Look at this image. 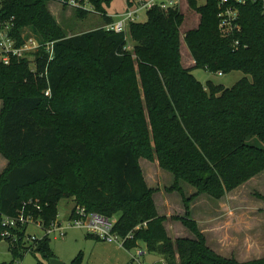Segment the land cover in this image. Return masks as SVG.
Segmentation results:
<instances>
[{
  "label": "trees",
  "instance_id": "16d2710c",
  "mask_svg": "<svg viewBox=\"0 0 264 264\" xmlns=\"http://www.w3.org/2000/svg\"><path fill=\"white\" fill-rule=\"evenodd\" d=\"M59 1L79 19L99 14L102 26L68 37L50 0H3L0 10L1 19H13L17 36L29 31L44 43L55 41L53 60L42 51L36 69L28 59L0 61V153L8 160L0 175V241L14 256L1 264H19L27 251L55 257L45 230L57 221L63 198L75 202L69 218L76 206L110 219L119 214L112 231L125 238L124 247L142 241L162 257L159 264H264V257L238 262L216 253L187 203L177 219L196 238L172 239L140 164L147 158L171 172L169 189L184 200L181 181L197 189L193 196L220 199L264 172V0L237 5L241 30L229 36L219 28L217 0H188L201 16L184 36L192 68L181 63L178 5L153 7L145 21L129 24L131 53L127 31L106 28L116 20L107 11L113 0H81L77 7ZM136 2L128 0V7ZM194 68L245 76L231 87L204 85ZM20 216L40 222L43 237L32 240L19 220L4 224Z\"/></svg>",
  "mask_w": 264,
  "mask_h": 264
},
{
  "label": "rangeland",
  "instance_id": "374dc122",
  "mask_svg": "<svg viewBox=\"0 0 264 264\" xmlns=\"http://www.w3.org/2000/svg\"><path fill=\"white\" fill-rule=\"evenodd\" d=\"M199 4H205L206 0H198ZM179 8L184 14L181 25L180 54L181 63L184 68H192L195 61L184 40L187 31L198 28L200 24V13L193 9L188 0H178ZM125 0H113L109 8L110 12H122L125 8ZM49 8L54 12L57 9L59 25L67 36L82 34L102 26L101 16L97 13L90 14L85 19H79L75 15L73 7L64 6L59 0H50ZM108 11V12H109ZM147 17L145 10L140 12L139 21ZM127 49L133 53L136 42L131 38L127 28ZM133 58H136L133 54ZM138 69V63H135ZM137 76L140 79L138 70ZM195 77L204 85L211 81L214 84H222L226 87L233 86L245 74L241 71H233L227 74L211 72L204 68L192 70ZM141 80V79H140ZM3 101L0 100V112ZM252 139V138H251ZM250 139V141H252ZM257 144L261 142L253 138ZM140 164L144 176L152 188L156 189L154 199L161 215L167 218L164 222L168 235L176 238H196L195 234L182 223L177 216L186 214L188 204L190 216L193 217L206 237L208 246L216 253L226 258H233L238 262L249 261L264 257V172L252 177L236 189L228 192L220 199L213 198L207 194H196L197 189L188 183L181 181L180 186L187 200H184L177 190L170 191L175 182L174 175L161 168L157 161L141 158ZM8 166V160L0 153V175ZM193 197V198H192ZM192 198V199H191ZM75 202L71 198H63L58 204V219L60 227L65 229L63 235L57 228L49 235L50 245L56 258L65 264H159L162 257L158 253L149 252L146 244L142 241L139 246L145 254H137L138 248L126 249L121 244L108 243L94 236L88 235L84 228L68 226L69 217ZM172 217H176L172 219ZM119 218V214L115 216ZM113 221V220H112ZM29 225V235L42 238L44 230L35 223L26 221ZM31 223V224H30ZM249 242L246 244V240ZM27 246H33L28 241ZM14 259L6 240L0 241V264L10 263ZM48 264V259L39 250L24 252L19 264Z\"/></svg>",
  "mask_w": 264,
  "mask_h": 264
},
{
  "label": "built area",
  "instance_id": "2783aa9c",
  "mask_svg": "<svg viewBox=\"0 0 264 264\" xmlns=\"http://www.w3.org/2000/svg\"><path fill=\"white\" fill-rule=\"evenodd\" d=\"M81 0H69V4L72 6H82ZM247 0H217L220 18L219 28L224 36H229L235 31H240L241 27L237 22L239 16V4L246 3ZM3 0H0V10L2 8ZM176 0H139L131 7H128L126 11L116 16V20L106 25V28L112 29L116 32L126 31L129 24L134 21H139L140 12L159 7L163 10H168L174 6H177ZM179 6V5H178ZM85 8H89V5H83ZM264 13V5H263ZM13 19H1L0 14V61L4 65H9L15 59H28L32 69H36V58L38 56L43 57L39 53L45 51L48 56L49 62L53 60L55 56V41L42 42L37 35L24 31L20 36H17L13 31ZM239 45V42H236ZM221 74V73H220ZM46 95L50 96L51 91L47 89ZM25 223L28 221L23 216L16 218H6L5 225L15 226L17 221ZM32 220L29 219L28 222ZM113 221L110 218H106L96 213H87L86 209L82 206H76L74 217H71L68 222V226L80 227L87 230L89 234L94 235L96 238L104 240L108 243H116L124 246L125 238L119 236L112 231ZM42 228L40 222L35 223ZM60 222H54L52 226L45 230L46 234H51L56 228L63 235V227H60ZM43 229V228H42ZM4 236H8L9 232L6 231ZM31 239H38L37 236H31ZM141 254L142 251L140 250Z\"/></svg>",
  "mask_w": 264,
  "mask_h": 264
},
{
  "label": "crops",
  "instance_id": "0c3cea01",
  "mask_svg": "<svg viewBox=\"0 0 264 264\" xmlns=\"http://www.w3.org/2000/svg\"><path fill=\"white\" fill-rule=\"evenodd\" d=\"M136 1H138V0H136ZM176 1L178 2V0H176ZM125 4H126V5H125V8H124V10H123L122 12H118V11L110 12V11H109V8H107V11H109L108 14L111 15L112 17L116 18V16H117L118 14H121V13H123L124 11H126V9H127L128 6H129V5H128V0H125ZM178 5H179V2H178ZM110 6H111V5H110ZM68 7H69V6H68ZM70 7H71V6H70ZM50 10L52 11V13L54 14V16L57 18V20H58V22H59L58 14H57V11H58V10L55 9V12H54L51 8H50ZM146 19H147V17L145 18V20H146ZM145 20H144V21H145ZM150 186H151V185H150ZM157 207H158V206H157ZM158 211H159V210H158ZM159 213H160V212H159ZM111 220H113V222H115V221L117 220V218L113 217V218H111ZM250 242H252V240H251ZM250 242H249V239L246 240V244H247V243H250ZM261 242H262V244H264V238H263V240L261 239ZM140 250L142 251L141 254L139 253ZM137 254H139V255L141 256V255L145 254V251H143V249H142L141 247H138Z\"/></svg>",
  "mask_w": 264,
  "mask_h": 264
},
{
  "label": "water",
  "instance_id": "95a60500",
  "mask_svg": "<svg viewBox=\"0 0 264 264\" xmlns=\"http://www.w3.org/2000/svg\"><path fill=\"white\" fill-rule=\"evenodd\" d=\"M48 264H65V263L56 257H51L48 260Z\"/></svg>",
  "mask_w": 264,
  "mask_h": 264
}]
</instances>
